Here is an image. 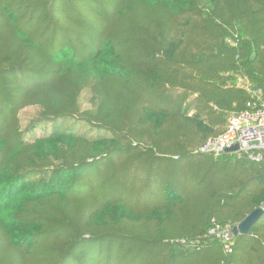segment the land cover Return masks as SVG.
I'll use <instances>...</instances> for the list:
<instances>
[{
    "label": "trees",
    "instance_id": "16d2710c",
    "mask_svg": "<svg viewBox=\"0 0 264 264\" xmlns=\"http://www.w3.org/2000/svg\"><path fill=\"white\" fill-rule=\"evenodd\" d=\"M246 81L264 90V0H0V264H264V213L231 252L210 233L264 208V162L199 152ZM28 106L49 133L26 138Z\"/></svg>",
    "mask_w": 264,
    "mask_h": 264
},
{
    "label": "built area",
    "instance_id": "2783aa9c",
    "mask_svg": "<svg viewBox=\"0 0 264 264\" xmlns=\"http://www.w3.org/2000/svg\"><path fill=\"white\" fill-rule=\"evenodd\" d=\"M244 86L250 95L245 107L230 114L226 131L220 136L209 138L199 148V152L220 157L228 148L238 145V149L232 153L244 154L255 162H264V90L247 81ZM210 233L221 237L226 249L232 251L227 242L229 237L226 229L215 220H212Z\"/></svg>",
    "mask_w": 264,
    "mask_h": 264
},
{
    "label": "rangeland",
    "instance_id": "374dc122",
    "mask_svg": "<svg viewBox=\"0 0 264 264\" xmlns=\"http://www.w3.org/2000/svg\"><path fill=\"white\" fill-rule=\"evenodd\" d=\"M96 98L97 96H96L95 86L94 84H91L88 90L84 92V94L81 97L83 108H93L95 105ZM39 116H40V109L35 106H28L19 111V117L21 118L22 130L24 131V134L27 139L36 138L41 135H45L51 131L52 126L54 125L52 122H42V123H39L38 125H34L35 122H38ZM58 122L65 123L66 127L75 128V130L78 133L96 135V134H100L103 132L105 134H109L104 131H96V130L91 131V127H89L88 125L87 126L80 125L79 124L80 122H77V121L74 122V120L69 119V118L66 119L65 122L62 120H58ZM171 132L172 131H170V129L165 128L161 130V132H159L157 135L155 132L154 133L148 132L146 136L144 132L141 134V136L134 135L131 138V141L127 143V148L128 149L130 148L140 149L141 148L143 150L145 149L151 156H153V153L155 152L153 150H156V147L158 145L160 146L163 145L165 143L164 140H168V137L170 136ZM166 150L176 151L177 147L170 144L168 148H166ZM233 156H235V154ZM184 158L185 160L194 158L195 162H191L193 163V165L188 166L190 169H194V170L196 169V164H197L196 161L211 159L210 156H207V155L189 154V153L184 154ZM223 159L227 160V158H223ZM161 168L162 167H159V168L157 167V170H161ZM141 170L143 171L146 170V166L143 165L141 167Z\"/></svg>",
    "mask_w": 264,
    "mask_h": 264
},
{
    "label": "water",
    "instance_id": "95a60500",
    "mask_svg": "<svg viewBox=\"0 0 264 264\" xmlns=\"http://www.w3.org/2000/svg\"><path fill=\"white\" fill-rule=\"evenodd\" d=\"M238 149V145H234L227 149L228 152L234 151ZM264 213V208H258L248 214L240 223L236 224L230 230H226V234L229 238L234 236H238L239 234L249 235L251 234L250 228L253 224L260 218V216Z\"/></svg>",
    "mask_w": 264,
    "mask_h": 264
},
{
    "label": "crops",
    "instance_id": "0c3cea01",
    "mask_svg": "<svg viewBox=\"0 0 264 264\" xmlns=\"http://www.w3.org/2000/svg\"><path fill=\"white\" fill-rule=\"evenodd\" d=\"M234 155V154H233Z\"/></svg>",
    "mask_w": 264,
    "mask_h": 264
}]
</instances>
